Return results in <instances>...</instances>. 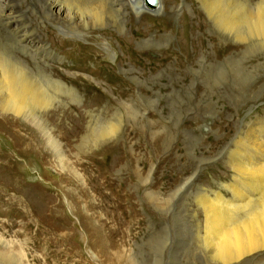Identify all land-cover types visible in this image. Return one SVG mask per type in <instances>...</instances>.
I'll list each match as a JSON object with an SVG mask.
<instances>
[{
	"label": "rangeland",
	"instance_id": "obj_1",
	"mask_svg": "<svg viewBox=\"0 0 264 264\" xmlns=\"http://www.w3.org/2000/svg\"><path fill=\"white\" fill-rule=\"evenodd\" d=\"M60 1L71 15L58 20L50 0H14L15 19L55 56L37 54L43 69L78 94L41 92L52 104L36 114L48 112L56 149L0 110V264H222L201 239L198 200L231 198L229 157L264 122V0H160L157 12L121 0L101 25L89 24L97 0Z\"/></svg>",
	"mask_w": 264,
	"mask_h": 264
},
{
	"label": "bare ground",
	"instance_id": "obj_2",
	"mask_svg": "<svg viewBox=\"0 0 264 264\" xmlns=\"http://www.w3.org/2000/svg\"><path fill=\"white\" fill-rule=\"evenodd\" d=\"M120 1L104 0L102 2V0H97L95 4H91L92 10L89 11L93 13L92 22L94 23L89 24L101 25L105 23L104 9H106L110 18L116 21L121 15L119 12L122 9L121 4L123 2L120 4ZM131 1L136 2V0ZM141 1L142 8L146 11L153 10L157 12L162 7L160 0H156L157 3L152 8L145 3V0ZM62 2L64 3V1ZM62 2L60 0H50V11H48L56 19L62 17V14L65 16L71 15L63 11L65 4L63 5ZM140 2L136 3L139 4ZM14 3V0H0V25L4 31L0 30L5 32V36L7 35L13 42L11 50L10 48L6 50V45L3 46L5 51L0 50V110L21 115L27 122L32 123L39 130H43L46 141L50 145H54L56 149L59 147V137L55 135V131L46 128V123L50 122L48 112L44 115L42 113L37 115L36 110H45V107L50 104L49 99L43 97V94L48 93V86L55 90L57 88L66 90L70 94L72 92L74 95L78 93L75 88L68 87L61 80L55 79L57 76H54L49 68L43 69L45 66H41L37 54H40L42 49H47L41 51V53L47 55H44L46 58H55V56L50 53L47 43L35 35L29 34L28 29L21 26L15 19L13 10L15 8L17 10V6ZM105 3H107L108 9L107 6L105 7ZM217 4L214 5L215 8ZM83 6L86 7L87 5ZM84 7L81 5V7L77 6L75 8L80 10L79 8L84 9ZM139 10L140 7L136 9L135 13ZM209 14H212L211 11ZM258 15L259 21L264 26V7L259 9ZM242 17L248 21V16L243 15ZM216 20L222 25L221 20ZM226 20L224 18L223 27L229 30L234 29L235 26L231 23V20L230 22ZM21 40L25 41V44H20ZM15 49L25 53L28 57L27 60L15 54L13 51ZM28 60H30V63L27 62ZM5 72L6 76L4 75ZM31 93L40 94L42 97L27 101V94ZM35 94L32 96L35 97ZM251 122V126L245 135L240 138L238 143L236 142L237 147H239L237 153H231L229 157V162L235 173L231 183L225 186L230 191L231 198H225L220 192H216L212 198L208 194L199 195L198 201L205 217L201 239L214 259L222 264H237L242 260L255 259L262 252L264 253V122L258 118L256 121ZM119 128L118 125H110L106 133L112 134ZM260 250L263 251L258 254L254 253Z\"/></svg>",
	"mask_w": 264,
	"mask_h": 264
},
{
	"label": "water",
	"instance_id": "obj_3",
	"mask_svg": "<svg viewBox=\"0 0 264 264\" xmlns=\"http://www.w3.org/2000/svg\"><path fill=\"white\" fill-rule=\"evenodd\" d=\"M151 2V4H153V0H149Z\"/></svg>",
	"mask_w": 264,
	"mask_h": 264
}]
</instances>
